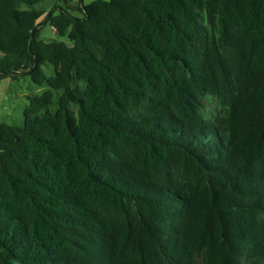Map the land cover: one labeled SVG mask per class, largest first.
<instances>
[{"label":"trees","instance_id":"16d2710c","mask_svg":"<svg viewBox=\"0 0 264 264\" xmlns=\"http://www.w3.org/2000/svg\"><path fill=\"white\" fill-rule=\"evenodd\" d=\"M43 1L0 0V79L60 90L0 122V264H264V0Z\"/></svg>","mask_w":264,"mask_h":264},{"label":"rangeland","instance_id":"374dc122","mask_svg":"<svg viewBox=\"0 0 264 264\" xmlns=\"http://www.w3.org/2000/svg\"><path fill=\"white\" fill-rule=\"evenodd\" d=\"M90 0H84L88 2ZM76 6L81 4L80 0H45L36 4V8L44 11L53 9L54 6L66 7V5ZM23 4V7H26ZM76 15H81L80 11H74ZM40 38L45 41L60 40L70 43L68 35L61 36L56 33L55 29L49 24H43L40 31ZM46 74L51 76L54 74L50 64L43 66ZM52 89L54 91V102L50 105L49 110L54 112L58 107V97L60 90H55L49 84L39 85L32 80L30 75L9 76L0 79V122L9 124L22 125L24 122V110L29 104V96L42 94L45 90ZM206 112L217 106L215 100L209 102L205 100Z\"/></svg>","mask_w":264,"mask_h":264},{"label":"crops","instance_id":"0c3cea01","mask_svg":"<svg viewBox=\"0 0 264 264\" xmlns=\"http://www.w3.org/2000/svg\"><path fill=\"white\" fill-rule=\"evenodd\" d=\"M81 1V4H87L89 2H91L92 0L88 1V2H84V0H80Z\"/></svg>","mask_w":264,"mask_h":264}]
</instances>
